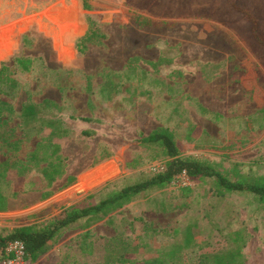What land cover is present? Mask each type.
Wrapping results in <instances>:
<instances>
[{
    "label": "rangeland",
    "instance_id": "rangeland-1",
    "mask_svg": "<svg viewBox=\"0 0 264 264\" xmlns=\"http://www.w3.org/2000/svg\"><path fill=\"white\" fill-rule=\"evenodd\" d=\"M160 8L145 14L159 25L146 26L126 0H0V101L18 110L0 117V232L42 227L161 172L166 160L142 143L156 129L172 132L186 158L264 179V49L249 21L224 10L158 19ZM254 13L264 37V3ZM45 101L55 107L39 121L18 114ZM127 252L134 262H116ZM172 252L169 264H264V203L183 173L71 225L25 262L148 264ZM7 253L0 264L16 260Z\"/></svg>",
    "mask_w": 264,
    "mask_h": 264
},
{
    "label": "trees",
    "instance_id": "trees-1",
    "mask_svg": "<svg viewBox=\"0 0 264 264\" xmlns=\"http://www.w3.org/2000/svg\"><path fill=\"white\" fill-rule=\"evenodd\" d=\"M220 1L224 3L223 8H220L222 12L223 10L230 11L232 13H230L231 15L229 16L241 15L249 21L251 30L247 33L250 34V38H253L254 41L264 49V37L259 32V16L254 13V8L262 5L264 0L251 5L246 0H126L130 10L136 13H142L140 14L142 17L138 16V22L146 26L159 25L155 18L145 15L152 7H161L158 15H153L158 19L188 17L190 15L197 17L201 14H213L215 17H218L220 16V10H216L215 6L216 3ZM84 6L88 8L86 1H84ZM17 63L25 72L30 70V60L20 59ZM109 100H111V97H109ZM6 103V99L0 101V117L5 118L8 116L9 118L11 114H17V108L15 106H8ZM53 107H55V105L50 101H45L43 105H26L23 112L18 114L25 117V119L39 121L42 111H52L51 109ZM222 118V116L215 115L216 120L220 121ZM73 120L99 122L88 118H73ZM53 130L56 137H61L66 133L65 128L61 129L59 126L55 127ZM83 133L91 138L96 135V131L92 129H86ZM142 143L150 148L157 149L159 151L158 156L166 160L165 167L161 172L133 185L110 192L98 204L67 208L64 210L62 216L42 227H20L6 234L0 232V254L9 256L7 253L9 245L14 242H21L24 245L26 260L30 263L35 262L50 250L66 228L83 219H101L109 212L123 207L126 203L141 196L147 191L166 188L178 175L183 173H185L190 180L204 181L205 179H213L220 195L224 193H249L257 196L260 201L264 203V179L257 181L250 180L246 174H235L236 176L231 177L229 174L222 172L219 167L212 162L184 157L179 142L168 129H156L152 131L147 137L142 139ZM1 177L2 175L0 173V178ZM13 194L16 195V192H13ZM189 238L191 239L190 230L188 232V240L190 242ZM134 241H138V238L136 237ZM174 254L175 253L172 252L165 255L167 259L151 257L146 259V262H148V264H169L173 262ZM238 255H241L239 251L237 252V256ZM123 256L124 257L118 258L116 262L128 263L136 260V255L134 253L130 254L127 252L123 254ZM232 260H234V258H232Z\"/></svg>",
    "mask_w": 264,
    "mask_h": 264
},
{
    "label": "built area",
    "instance_id": "built-area-1",
    "mask_svg": "<svg viewBox=\"0 0 264 264\" xmlns=\"http://www.w3.org/2000/svg\"><path fill=\"white\" fill-rule=\"evenodd\" d=\"M9 251L14 253L16 260H10L7 264H26L25 249L21 242H14L9 245Z\"/></svg>",
    "mask_w": 264,
    "mask_h": 264
},
{
    "label": "crops",
    "instance_id": "crops-1",
    "mask_svg": "<svg viewBox=\"0 0 264 264\" xmlns=\"http://www.w3.org/2000/svg\"><path fill=\"white\" fill-rule=\"evenodd\" d=\"M210 114H212V115H214V118H215V115H219V116H222L221 114H219L218 112L217 113H214V112H210ZM217 121V120H216ZM217 122H220V121H217ZM96 125V124H95ZM88 129H92V128H88ZM84 130H86V129H84ZM92 130H94V131H96V135L95 136H97L98 135V133H99V131L98 130H95V129H92ZM194 130H198V128H194ZM89 138H91V137H89Z\"/></svg>",
    "mask_w": 264,
    "mask_h": 264
}]
</instances>
